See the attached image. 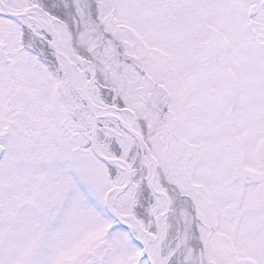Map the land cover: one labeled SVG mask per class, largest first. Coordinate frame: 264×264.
<instances>
[{
  "label": "snow or ice",
  "instance_id": "1",
  "mask_svg": "<svg viewBox=\"0 0 264 264\" xmlns=\"http://www.w3.org/2000/svg\"><path fill=\"white\" fill-rule=\"evenodd\" d=\"M0 264H264V0H0Z\"/></svg>",
  "mask_w": 264,
  "mask_h": 264
}]
</instances>
